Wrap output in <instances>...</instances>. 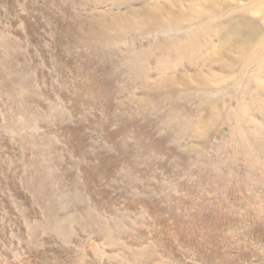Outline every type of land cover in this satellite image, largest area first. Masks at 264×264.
I'll return each instance as SVG.
<instances>
[{
	"label": "rangeland",
	"instance_id": "374dc122",
	"mask_svg": "<svg viewBox=\"0 0 264 264\" xmlns=\"http://www.w3.org/2000/svg\"><path fill=\"white\" fill-rule=\"evenodd\" d=\"M0 264H264V0H0Z\"/></svg>",
	"mask_w": 264,
	"mask_h": 264
},
{
	"label": "bare ground",
	"instance_id": "6f19581e",
	"mask_svg": "<svg viewBox=\"0 0 264 264\" xmlns=\"http://www.w3.org/2000/svg\"><path fill=\"white\" fill-rule=\"evenodd\" d=\"M219 1H221V0H214V1L212 0V2L215 3L216 5H217V2H219ZM224 1H226V0H224ZM225 3H227V2H225ZM240 13L242 15H244V17L246 18L245 14H244L245 11H242ZM244 19H242V20H244ZM247 19L248 18H246V20ZM231 22H232V20H231ZM248 23H249V31H248V34L246 35V37H244V40H245V43L248 44L247 46H250L252 44L253 39L255 38V35L257 34V32L258 33L261 32L262 27H260V22L256 18L254 19L253 17L250 20H248Z\"/></svg>",
	"mask_w": 264,
	"mask_h": 264
}]
</instances>
